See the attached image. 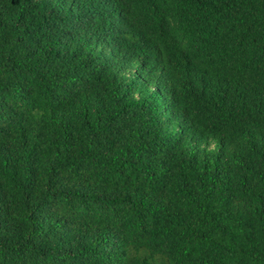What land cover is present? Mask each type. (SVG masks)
<instances>
[{
    "label": "trees",
    "instance_id": "obj_1",
    "mask_svg": "<svg viewBox=\"0 0 264 264\" xmlns=\"http://www.w3.org/2000/svg\"><path fill=\"white\" fill-rule=\"evenodd\" d=\"M0 264H264V0H0Z\"/></svg>",
    "mask_w": 264,
    "mask_h": 264
}]
</instances>
